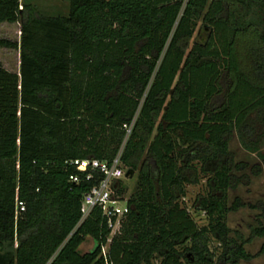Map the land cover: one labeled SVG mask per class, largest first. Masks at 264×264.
Wrapping results in <instances>:
<instances>
[{"label":"trees","instance_id":"trees-1","mask_svg":"<svg viewBox=\"0 0 264 264\" xmlns=\"http://www.w3.org/2000/svg\"><path fill=\"white\" fill-rule=\"evenodd\" d=\"M66 1L65 14H43L0 0V22L19 21L18 40L0 37L19 58L17 71L0 64V264H236L263 252L264 241L244 248L264 235L263 201L249 204L258 223L246 236L230 235L225 219L244 205L227 203L242 182L231 170L245 165L231 136L264 176V0ZM198 21L205 38L188 45ZM118 151L136 175L108 238L98 206L80 219L100 174L84 179L68 160ZM197 171L207 174L200 226L179 200ZM124 191L117 179L115 195ZM85 236L92 246L81 251Z\"/></svg>","mask_w":264,"mask_h":264},{"label":"rangeland","instance_id":"rangeland-1","mask_svg":"<svg viewBox=\"0 0 264 264\" xmlns=\"http://www.w3.org/2000/svg\"><path fill=\"white\" fill-rule=\"evenodd\" d=\"M25 2L32 3L35 8L43 14H65L67 11V1L66 0H22ZM205 28L197 22V25L193 31L192 36L188 39V45L192 42L193 39H196L199 42H202L205 38ZM0 37L9 38L11 40L19 39V21L15 22H0ZM18 49L13 47L0 46V64L5 68L17 71L18 70ZM229 150L232 152L233 159L235 161L242 160L245 162L244 166H241L237 169H232L231 171L236 176H240L242 182L237 184L235 187L229 188L227 191V203H229L234 196L244 203L243 206L238 207L235 210L228 211L226 214V225L231 229L229 232L230 235L233 234V230H238L246 236L249 231L250 225H255L258 223V213L257 208L249 207V204L261 200L264 202V176L262 173L251 174L250 166L254 162H258V158L255 153H250L243 149L238 143L236 137L233 135L228 141ZM260 151L264 152V134L260 139L259 145ZM206 166H210V163H206ZM123 169V174L119 177L121 184L124 186V192L122 193V199L125 200L128 193L130 192L132 185L134 183L136 168L130 169L127 165L121 164ZM207 174L204 172L197 171L198 181L185 183L184 196L180 197V203L184 205L191 217L195 220L198 226L204 225L206 223V216L202 211H197L194 209L196 203V197L198 194H203L205 190L204 180ZM243 177V178H241ZM247 177V179H246ZM115 228V227H114ZM112 232H109V236ZM208 242L207 246L209 250L213 252L212 260H216V256L220 251L221 245L216 238H214L211 233L208 231ZM88 244H84L81 247L82 250L89 249L92 242L89 241ZM264 241V235L255 236L251 238L250 241L244 243V248L254 253L259 248L260 243ZM188 244V241L185 242ZM106 246V245H105ZM152 263L157 264L158 259L152 258ZM228 264V263H225ZM236 264H264V251L254 255L249 260H238Z\"/></svg>","mask_w":264,"mask_h":264},{"label":"built area","instance_id":"built-area-1","mask_svg":"<svg viewBox=\"0 0 264 264\" xmlns=\"http://www.w3.org/2000/svg\"><path fill=\"white\" fill-rule=\"evenodd\" d=\"M77 170L83 172L84 179H91L94 173L100 174L98 179L81 194L80 219L85 217L94 206L100 208L101 214L106 217L110 232L118 226V218L125 210V200L115 195L116 180L123 174L119 151L110 159H98L95 157H74L68 160ZM68 179L78 182L80 176L74 172L69 174ZM17 210L23 209V202L15 200ZM112 216L114 218L112 219ZM115 227V228H114ZM106 246H101V254H104Z\"/></svg>","mask_w":264,"mask_h":264},{"label":"crops","instance_id":"crops-1","mask_svg":"<svg viewBox=\"0 0 264 264\" xmlns=\"http://www.w3.org/2000/svg\"><path fill=\"white\" fill-rule=\"evenodd\" d=\"M88 238L90 239L89 241H91L92 242V239H91V237L90 236H85V238L79 243V245H78V248L81 250V247L84 245V244H88ZM91 246H92V244H91ZM86 250H88V249H86ZM86 250H82V251H86Z\"/></svg>","mask_w":264,"mask_h":264}]
</instances>
